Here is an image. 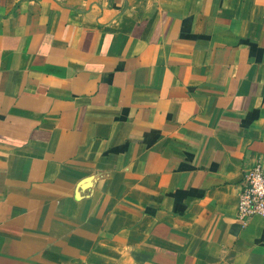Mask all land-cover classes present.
<instances>
[{"label": "crops", "instance_id": "obj_1", "mask_svg": "<svg viewBox=\"0 0 264 264\" xmlns=\"http://www.w3.org/2000/svg\"><path fill=\"white\" fill-rule=\"evenodd\" d=\"M264 0H0V264H264Z\"/></svg>", "mask_w": 264, "mask_h": 264}, {"label": "built area", "instance_id": "obj_2", "mask_svg": "<svg viewBox=\"0 0 264 264\" xmlns=\"http://www.w3.org/2000/svg\"><path fill=\"white\" fill-rule=\"evenodd\" d=\"M242 183L236 200L240 218L264 215V165L257 162L242 173Z\"/></svg>", "mask_w": 264, "mask_h": 264}]
</instances>
